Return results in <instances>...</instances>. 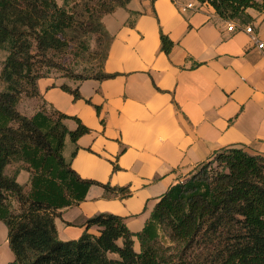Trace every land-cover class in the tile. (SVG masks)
Segmentation results:
<instances>
[{"label": "crops", "instance_id": "1", "mask_svg": "<svg viewBox=\"0 0 264 264\" xmlns=\"http://www.w3.org/2000/svg\"><path fill=\"white\" fill-rule=\"evenodd\" d=\"M189 3L193 8L182 11ZM245 12L243 21H228L196 0H130L102 18L110 37L102 73L113 77L37 80L30 116L45 104L88 128L76 143L65 138L62 155L81 179L101 184L57 211L59 240H78L88 219L108 213L123 219L138 253L136 235L160 197L214 152L264 156V49L245 32L251 27L264 42V6ZM161 34L173 43L168 54ZM64 124L77 127L73 119Z\"/></svg>", "mask_w": 264, "mask_h": 264}, {"label": "trees", "instance_id": "2", "mask_svg": "<svg viewBox=\"0 0 264 264\" xmlns=\"http://www.w3.org/2000/svg\"><path fill=\"white\" fill-rule=\"evenodd\" d=\"M109 1L116 5L103 2L100 8L105 14L125 8L130 0ZM196 1L209 4L228 21H243L246 9L264 6L256 0ZM74 25V16L56 0H0V49L6 47L8 52L0 75L5 84L0 92V221L7 228L13 255L8 264H264V156L238 148L214 152L160 197L136 235L138 253L123 219L108 213L88 219L78 240L58 239L57 211L82 202L91 186L101 185L81 179L62 155L66 137L76 143L89 129L56 110L40 106L28 117L17 106L22 95L40 96L36 82L45 78L42 66L64 69L47 52L63 50V37ZM99 31L110 41L104 26L99 25ZM172 45L161 34L166 54ZM66 75L76 82L114 76ZM60 88L80 98L77 89ZM67 119L76 121L74 130L65 126ZM12 162L25 164L28 192L16 174H6ZM92 227L98 235L87 232ZM162 233L170 243L166 248L161 246Z\"/></svg>", "mask_w": 264, "mask_h": 264}, {"label": "rangeland", "instance_id": "3", "mask_svg": "<svg viewBox=\"0 0 264 264\" xmlns=\"http://www.w3.org/2000/svg\"><path fill=\"white\" fill-rule=\"evenodd\" d=\"M56 2L59 7H62L65 11L74 16L75 25L70 30H67L63 37V42L65 44L63 50H50L47 52V57L51 61L62 66L64 69L59 70L42 66L41 69H39L40 74L45 77L52 76L56 79L62 78L69 81L75 80L67 77L66 73L90 78L100 74L102 72L105 51L109 44V38L99 31V25L103 27L102 18L105 15L100 6L103 2H107V5H116V1L56 0ZM95 12H98V20L95 18ZM7 54L6 47L0 49V75ZM4 90L5 84L0 78V92ZM32 102L33 101H29L28 97L22 95L17 109L21 113L30 116L31 114L29 113L34 110L33 104H31ZM40 106L45 107V104H41ZM24 168V163L12 162L7 167L6 174H16L19 178H24L22 180L16 178V180L22 185L23 190L28 192L29 180ZM11 201L13 210H16L17 203L12 198ZM161 235V246L166 248L170 243L163 233ZM12 259L13 255L7 241V228L4 223L0 221V264H8Z\"/></svg>", "mask_w": 264, "mask_h": 264}, {"label": "built area", "instance_id": "4", "mask_svg": "<svg viewBox=\"0 0 264 264\" xmlns=\"http://www.w3.org/2000/svg\"><path fill=\"white\" fill-rule=\"evenodd\" d=\"M193 4L189 3L186 6L181 8L182 11H186L187 9H192ZM227 29L232 31L234 29V24L232 22H228ZM245 32L251 36V40L257 43V48L264 49V42H258V39L253 35V31L251 27H246Z\"/></svg>", "mask_w": 264, "mask_h": 264}]
</instances>
